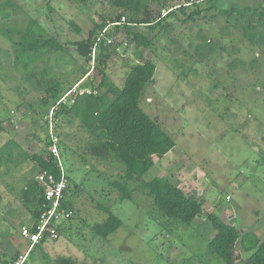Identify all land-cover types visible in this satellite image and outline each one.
Returning <instances> with one entry per match:
<instances>
[{
	"label": "rangeland",
	"instance_id": "374dc122",
	"mask_svg": "<svg viewBox=\"0 0 264 264\" xmlns=\"http://www.w3.org/2000/svg\"><path fill=\"white\" fill-rule=\"evenodd\" d=\"M188 1L194 2L167 0L164 7H150L155 17H162ZM223 2L226 8L237 6L241 13L205 12L183 22L185 16L175 12L176 17L164 19L155 30L130 26L131 33L149 40L148 46L120 28L106 51L105 72L113 88L123 86L136 64L152 62L156 67L139 106L174 140L175 147L162 158L154 157L142 181L168 176L184 190L203 184V194L196 198L203 201V215L188 227L165 228L161 219H154L158 217L151 199L143 191L133 193L136 202L119 200L113 182L119 180L123 166L111 157L90 153L95 138L103 137L101 130L87 129L74 115L55 117V105L40 102L49 85L75 82L92 69L93 56L85 61L75 52V43L87 39L103 21L118 16L121 21L139 20L143 13L125 12L112 6L111 0H0V147L14 140L29 155H49L46 138L51 129L76 188L70 228L57 241L34 249L25 264H55L60 258L74 264H223L207 249L215 233L205 220L210 213L264 240V39H260L264 0ZM187 8L190 13L196 7ZM29 20L42 27L45 37L67 47L68 54L60 61L55 55L45 56L29 71L16 67L14 42ZM74 96H67L66 104L71 105ZM14 164L0 161V194L10 196L9 206L11 202L18 206L5 207L0 201L2 264L25 251L19 228L33 220L20 195L38 166L19 162L18 156ZM102 206L121 221L106 239L93 231L107 218ZM251 252L242 248L240 240L236 242L238 264L248 261Z\"/></svg>",
	"mask_w": 264,
	"mask_h": 264
},
{
	"label": "trees",
	"instance_id": "16d2710c",
	"mask_svg": "<svg viewBox=\"0 0 264 264\" xmlns=\"http://www.w3.org/2000/svg\"><path fill=\"white\" fill-rule=\"evenodd\" d=\"M166 1L111 0L112 6L125 12H142L143 16L139 20L131 17L127 21H121V16H118L111 18L109 23L103 21L96 25L97 31H91L87 39L75 43V52L85 61L91 60L93 56L92 69L85 71L75 82L56 81L49 85L46 87V97L42 98L40 102L45 106L55 105L57 108L54 112L55 117L74 115L85 124L87 129L93 130L94 127H98L101 130L103 137L95 138L96 140L90 145V153L102 159L111 157L123 166L119 180L113 182L119 193L120 201L134 202L133 193L143 191L145 196L151 199L153 211L158 217L154 219L163 221L160 223L161 226L168 228L172 224H176L188 227L195 218L203 215L199 199H189L186 196L187 190L173 185L168 176L155 177L148 182L142 181V177L153 167L154 157L162 158L175 147L174 140L139 106L145 87L153 82L156 67L152 62L136 64L127 72L123 86L119 89L113 88L109 84L105 72V61L108 57L106 51L110 47L108 41H111L114 33L121 28L131 34L138 44L148 46L149 40L140 33H131L130 26L139 25L155 30L161 26L164 19L176 17L175 12L185 16L183 22L193 20L195 16L205 12L222 15L235 12L240 14L241 12L234 5L226 8L223 0H194L193 3L188 1L186 3L188 5L171 7L162 17L160 14L155 17V11L151 9L150 5L164 7ZM200 4L206 6L200 8ZM190 5H194L196 8L194 11L186 13L187 7ZM247 8L249 7H245L249 11L250 9ZM69 24L75 31H78L73 23ZM102 32V36H99ZM260 39L263 40L264 35ZM14 46L13 62L16 67H20L24 71L31 70L36 66V62L45 56L55 55L56 59L60 61L63 55L68 54L67 47L59 44L52 37H45L42 27L33 20H29V23L20 31ZM76 84H78L77 90H87L89 94L79 95L76 93L71 105L63 103L56 105L60 97ZM48 144L47 137L46 145ZM16 156L19 157V162H34L38 166V171L47 170L54 176L56 175L55 161L50 155L43 153L29 155L14 140H9L0 147V161L14 164ZM132 184L134 187H131ZM72 185L69 182L64 202L73 211L71 199L76 188ZM41 192L40 186L32 179L20 195L23 207L27 208L33 219L38 215ZM99 208L107 214V218L102 223L94 225L93 231L97 236L106 239L121 226V221L108 208L103 206ZM205 220L215 231L212 239L207 242V249L223 264H237L235 244L238 240L246 252L252 251L248 257L250 264H264V240L259 241L253 233H242L238 228L226 223L214 213L207 214ZM69 226L70 223L63 227L60 230L61 234H64L70 228ZM40 245H36L34 249ZM13 262L9 264H13ZM3 264L8 263L4 262ZM55 264L74 263L71 259L60 258Z\"/></svg>",
	"mask_w": 264,
	"mask_h": 264
},
{
	"label": "built area",
	"instance_id": "2783aa9c",
	"mask_svg": "<svg viewBox=\"0 0 264 264\" xmlns=\"http://www.w3.org/2000/svg\"><path fill=\"white\" fill-rule=\"evenodd\" d=\"M102 34L103 32L99 36ZM76 93L79 95L89 94V91L76 90L73 87L60 97L56 105L59 103L66 104L67 96ZM53 110L52 108L51 114ZM47 137L48 152L55 161L56 175L54 176L47 170H39L33 178L42 189L38 215L31 222L19 228L20 236L26 243V250L13 264H25L27 257L36 245L57 241L62 235L60 230L69 225L73 216L72 209L64 202V195L69 186L70 178L60 156L58 140L53 136L51 129ZM226 200H229V196L226 197Z\"/></svg>",
	"mask_w": 264,
	"mask_h": 264
},
{
	"label": "water",
	"instance_id": "95a60500",
	"mask_svg": "<svg viewBox=\"0 0 264 264\" xmlns=\"http://www.w3.org/2000/svg\"><path fill=\"white\" fill-rule=\"evenodd\" d=\"M203 184H201V186L197 189H192L190 191H188L186 193V196L191 199V200H195L198 197H201L203 194ZM203 201H201L199 204H201ZM238 264V263H237ZM244 264H250V261H246Z\"/></svg>",
	"mask_w": 264,
	"mask_h": 264
},
{
	"label": "crops",
	"instance_id": "0c3cea01",
	"mask_svg": "<svg viewBox=\"0 0 264 264\" xmlns=\"http://www.w3.org/2000/svg\"><path fill=\"white\" fill-rule=\"evenodd\" d=\"M164 156H166V155H164ZM163 156V157H164ZM193 189H195V188H193ZM190 190H192V189H190ZM190 190H187V192L188 191H190ZM0 196H1V201H3V205H5V207H12V205L14 206V207H18L16 204H12V202H11V205L9 206V204L8 203H6V202H8L9 201V199H10V196H8V195H6V197H4V195H2V194H0ZM13 196H12V194H11V198H12ZM230 200V199H229ZM16 203V202H15ZM229 224V223H228ZM231 225V224H230ZM252 253V252H251ZM250 253V254H251Z\"/></svg>",
	"mask_w": 264,
	"mask_h": 264
}]
</instances>
